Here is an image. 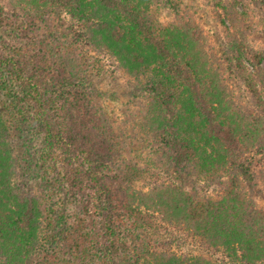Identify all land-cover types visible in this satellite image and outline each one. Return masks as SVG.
I'll return each instance as SVG.
<instances>
[{
	"label": "trees",
	"instance_id": "trees-1",
	"mask_svg": "<svg viewBox=\"0 0 264 264\" xmlns=\"http://www.w3.org/2000/svg\"><path fill=\"white\" fill-rule=\"evenodd\" d=\"M13 1L50 30L10 41L0 6V264H216L164 249L170 227L225 264H264V0H208L220 53L188 11L153 20L173 0ZM103 59L132 81L116 116L93 83Z\"/></svg>",
	"mask_w": 264,
	"mask_h": 264
},
{
	"label": "rangeland",
	"instance_id": "rangeland-1",
	"mask_svg": "<svg viewBox=\"0 0 264 264\" xmlns=\"http://www.w3.org/2000/svg\"><path fill=\"white\" fill-rule=\"evenodd\" d=\"M13 3V0H0V6L6 8L12 15V23H10V25L6 27L7 31L4 33V37L6 39L11 36L10 41H17L19 43L23 42L25 40L21 38V35L24 34L25 31H27L25 34L37 33V25H40L41 27V31H39L40 33L47 34L50 28L43 26V23H41L39 19L37 20L36 16L34 17L33 12H24L17 2V6H15V4ZM249 6L252 5L250 4ZM186 11H188L189 13L188 17L194 19L195 22L199 24L201 29L205 32V34H207L209 44L212 45L218 53H220L221 47L219 44L223 40L222 32L219 25L214 20L212 8L211 6H208V0H173L171 4L157 9V11H153V20H156V22L158 23H165L172 20L176 14H180L181 16L186 17V15L184 14ZM255 12L257 14H255L256 17L259 16L263 21L264 17L261 12L257 9L255 10ZM69 21V17L67 15H64L62 22L64 24H68ZM259 23L261 29L258 35L254 37V45L264 49V27H262L261 22ZM53 34H55V32H53ZM102 64L103 72L99 78L94 79L93 83L99 90L106 92L107 95L111 93L114 94V98H111L107 95L106 97H102L101 105L103 110L108 115L116 116L123 111L124 103L129 101V99L131 98V96L128 94L130 90V83L128 82L132 83V81H130L125 75H123V73L117 69L116 65L112 63L110 59H103ZM225 75L229 77L230 83L233 87L236 88V97L240 100L241 94H243V90L239 89V83L236 77H234L232 73L228 72L226 68ZM242 101L243 100H241V103L244 106L245 104ZM22 135L27 136L28 133L24 131ZM157 160L158 159L155 158L156 162ZM35 163L33 162L31 166H28V177H30L31 184L34 183L36 179H38L39 173H41V171H38L36 173L35 168L37 167L35 166ZM159 170L160 172H163V169ZM17 171L19 172V168H17ZM250 172L256 174L258 172V166L253 164L251 166ZM162 174L163 180L172 181L176 184H179L188 191L194 188L198 193L210 195L212 197L216 196L217 191H219V186L217 184L204 186L203 182L198 180L197 176L195 175L179 174L178 172H173L172 169H169V171H166ZM140 185L144 187L146 185V180L143 179L142 181H140ZM32 191H36L34 187L32 188ZM254 192V198L257 205L264 209V187L260 182L256 183ZM168 229L169 230L162 231L154 236V238L157 239L159 243H164V249L170 250L176 254L202 255L206 258L211 259L216 264H225L222 260L227 261L225 258H222L223 256H221L217 252H212L210 251V249L208 250L206 247L200 245L197 240L189 237L183 231L178 230L175 227H170Z\"/></svg>",
	"mask_w": 264,
	"mask_h": 264
}]
</instances>
